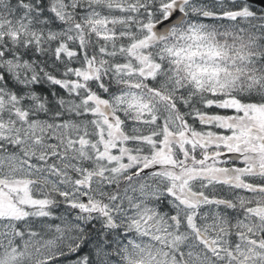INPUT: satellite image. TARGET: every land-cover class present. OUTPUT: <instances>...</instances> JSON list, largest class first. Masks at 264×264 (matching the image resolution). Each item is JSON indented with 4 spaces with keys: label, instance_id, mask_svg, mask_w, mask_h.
<instances>
[{
    "label": "snow or ice",
    "instance_id": "obj_1",
    "mask_svg": "<svg viewBox=\"0 0 264 264\" xmlns=\"http://www.w3.org/2000/svg\"><path fill=\"white\" fill-rule=\"evenodd\" d=\"M0 264H264V0H0Z\"/></svg>",
    "mask_w": 264,
    "mask_h": 264
}]
</instances>
